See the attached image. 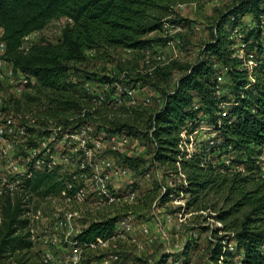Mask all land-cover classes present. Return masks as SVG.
<instances>
[{
  "label": "trees",
  "instance_id": "trees-1",
  "mask_svg": "<svg viewBox=\"0 0 264 264\" xmlns=\"http://www.w3.org/2000/svg\"><path fill=\"white\" fill-rule=\"evenodd\" d=\"M175 5V0H0V41L5 44L1 57L34 78L36 93L32 98L44 106L40 122L44 118L57 120L63 128L90 122L109 132L124 131L139 137L158 165L175 172L178 162L188 179L187 185L180 187L188 195L185 210L210 208L222 223L211 230V264H219L221 256L220 264H264V178L260 175V156L264 157V0H237L222 13L211 39L203 43L192 63L175 60L171 65L156 66L152 73L128 72L127 80L117 75L99 76L108 82L150 84L160 93L155 109L120 105L117 110L123 115L116 114L107 123L106 107L92 109L85 101L83 83L98 76L76 66L87 61V52H147L165 46L171 37L162 33L164 23L187 24L185 19L171 17ZM248 15L252 26L243 28L241 20ZM60 18L67 20L60 39L40 40L27 50L21 49L24 36ZM238 26L243 52L252 53L256 63L249 70L231 37L232 29ZM217 64L228 68L226 76L231 81L229 92L219 95L215 93ZM72 70L80 76L72 78ZM174 71L179 75L170 87ZM221 103L227 104L224 109ZM200 113L207 115L215 142L186 158L178 148L179 133L192 130ZM222 157H228L230 164ZM119 159L133 163L127 156ZM69 178L66 172L34 170L25 182V193L0 195V262L31 264L29 254L34 243L28 232L29 206L33 198L61 193ZM156 189L159 196L158 184ZM114 221H92L75 239L90 242L108 238ZM220 231L225 233L218 235ZM227 242L234 243V252L224 245ZM189 245L191 241L184 248L186 252L191 249ZM170 254H163L152 264H165Z\"/></svg>",
  "mask_w": 264,
  "mask_h": 264
},
{
  "label": "built area",
  "instance_id": "built-area-1",
  "mask_svg": "<svg viewBox=\"0 0 264 264\" xmlns=\"http://www.w3.org/2000/svg\"><path fill=\"white\" fill-rule=\"evenodd\" d=\"M172 27L180 29V25L165 22L162 31L163 35H166L167 33L164 32L171 30ZM232 32L238 43L237 46L240 47V55L244 54L247 60V67L252 69L256 65L254 56L252 53L243 52L242 33L239 27L232 29ZM27 38L28 35L23 38L21 45V49L23 50H27L31 45H24V40ZM180 43L179 38L174 39L171 37L165 46H177ZM4 50L5 44L3 41H0L1 85L5 81V85L9 86L12 90L13 96H18L24 91H30L35 82L34 78L16 69L11 62L2 58L1 55L4 53ZM216 66L218 70L215 93L219 95L223 92L221 86L225 80L228 68L218 64ZM108 76L112 77L113 75ZM97 77L94 79H97ZM92 79H87L83 83L86 93L85 101L92 106V109L102 106L106 107V109L117 108L120 105H126L122 104L124 100L128 101L127 106H134L136 101L133 93L138 82L135 85L131 84L133 85L132 87H128V84L117 81H102L98 78L102 81L105 88L114 87L113 91L110 88V91L113 92L110 96L105 91L96 93L92 86ZM143 101L144 103H149L150 99L145 98ZM226 105L225 103H221L220 107L224 109ZM5 106V100L0 94V111ZM194 107L197 108V105H194ZM198 117V123L195 124L192 130L183 129L179 133L178 148L186 158L190 157L194 152H198L202 146L208 147L215 142L212 126L206 119L207 115L200 113ZM16 119H19L20 122L16 123ZM188 125L190 126L191 123ZM92 126L96 128L95 136L90 141H82L80 146L76 147L78 149L75 148L78 156L81 157H77L79 163L75 171H66L63 169V162L66 160L63 155V139L65 136L73 137V134H68L57 120L44 118L42 123L38 118H31L28 115H15L11 111L3 117V121L0 123V163L4 162L6 166V172L0 173V195L3 193H10L11 195L25 193L27 191L25 182L31 177L34 170L44 172L55 171L58 174L66 172L70 176L66 183V189L57 195L42 199H48L52 203V217L50 220L44 217L40 209L34 211L32 203L29 206L30 210L27 212L30 239L33 243L40 241L46 246V251L41 255V264H51L53 262V254L48 247L57 244L61 239L71 244L69 252L75 260L74 264H76L78 257L87 249L108 248L111 246L113 250H109L110 252H119L117 243L128 239V234L134 230V214L132 212H121L119 209L137 203L138 190L131 183L138 181L139 177L135 172H131L130 168L119 158L120 156H130L131 149L138 145L140 138L129 135L124 131L109 132L104 126L96 127L90 122H84L74 127L69 125L68 127H71V130H76L77 128ZM207 133L208 136L204 137ZM18 144L20 147H18ZM20 151L22 152L21 154H19ZM102 151H108L109 154L100 157L99 153ZM86 158L94 161H85ZM203 161L205 163L206 159ZM222 161L230 164L228 157H222ZM260 161L262 169L264 166L263 156H260ZM146 166L147 170L140 176L145 179H150L153 176L156 180H160V173L157 169L155 170L154 166L157 168L158 166H162L155 163L149 153ZM176 167L175 172L162 167L166 174L173 175L177 181L170 180L167 186L159 185L160 195L154 199L152 206L154 208L158 206L161 196H164L165 200L177 197L174 200L180 205L174 215L178 222L176 228L179 229L182 224L181 222L185 221L191 215V212L186 211L184 208L188 195L184 194L180 188L187 185L188 179L178 162L176 163ZM86 206H89L90 209L112 208L114 210L111 215L108 214L109 218H115L110 237L105 239L98 237L95 241L90 242H82L75 239L89 223L97 221L86 212ZM89 211L91 212V210ZM174 215L166 214L164 221L171 223ZM36 224L44 225L39 234ZM47 224L49 225L45 227ZM159 229L160 236L167 238L162 226ZM142 231L147 233L148 227L144 225ZM224 245H227V248L233 251V242H227ZM221 260L222 256L218 260L219 264ZM0 264L4 263L0 262ZM135 264L142 263L136 261Z\"/></svg>",
  "mask_w": 264,
  "mask_h": 264
},
{
  "label": "rangeland",
  "instance_id": "rangeland-1",
  "mask_svg": "<svg viewBox=\"0 0 264 264\" xmlns=\"http://www.w3.org/2000/svg\"><path fill=\"white\" fill-rule=\"evenodd\" d=\"M175 1L176 5L173 7L171 17L185 19L187 24L185 26L180 25V29L172 27L171 30L164 33H167V35L174 39L179 38L181 41L179 45L157 47L147 52L123 51L121 49H100L87 52V61L76 66L89 73L94 72L98 74L97 79L91 80L96 93L105 91L110 96L113 94L110 91L111 87L105 88L102 81L98 79L101 75H117L127 80L125 74L128 72L141 71L143 74L152 73L154 66L171 65L175 60L180 63H192L196 61L203 43L211 39V33L216 20L222 13H225L227 9L234 5L237 0ZM66 22L67 20L64 18L51 20L42 30L29 34L28 38L24 40V45L27 46L40 40L56 42L60 39L62 27ZM241 26L243 28H250L252 26L249 15L242 18ZM226 29L229 30L230 26L228 25ZM231 37L235 40L233 32H231ZM235 45L237 46L238 43ZM244 65L249 70L246 63ZM121 68L124 70L121 71ZM178 75L179 73L177 71L173 72L169 81L170 87L173 86L175 78ZM79 76L77 72L71 71L72 78L76 79ZM2 84L0 85V94L6 102V106L0 111V123H2L3 117L11 111L15 115H28L31 118H39L44 113V106L39 105L32 98L36 93L33 86L30 91H24L18 96H13L12 90L9 86L5 85V81ZM230 84V78L225 75V80L221 86L222 91L228 93ZM127 86L132 87L133 85L128 84ZM133 95L136 101L134 106L136 107L145 106L149 109H155L159 104V91L148 83L143 84V82L139 81ZM145 98H149L150 102L144 103L143 100ZM127 102V100H124L122 104L127 105ZM112 110L115 112L105 110L106 118L109 121L107 123H110L116 114L123 115V111H118L116 107ZM19 122L20 120L16 119V123ZM71 129V127H67L65 131L68 134H73V137L65 136L63 139V155L66 158L63 162V169L66 171H75L79 163L77 158L79 157L78 152H76L75 148L79 147L82 141H90L96 133L94 126L81 127L76 130ZM207 136L208 133L204 137ZM18 147H20L19 144ZM131 151L130 156L127 157H130L133 163L125 164L130 168L131 172H135L139 177L138 181L131 183L138 190V201L135 204L122 207L119 210L134 214V230L128 234V239L117 243L119 252H110L109 250L112 249L111 246L108 248L87 249L78 257L76 264H135L139 260H145L149 264H152L163 256V254L168 253H171L170 255L172 256L165 261V264H211L208 256L209 248L214 241L211 230L222 225L220 221L216 220L213 210L210 208L189 210L188 212H191V215L185 221L181 222L182 224L179 229L176 228L178 222L174 214L180 205L174 200L177 197L160 201L156 208L152 206V203L157 197V184L167 186L170 180L177 181V179L171 174H166L160 166L158 168L154 166L155 170L157 169L160 173V180H156L153 176L150 179L142 178L140 176L141 173L143 170H147L148 147L140 139L138 145L133 147ZM21 153L20 151L19 154ZM108 154V151H102L99 153V156L103 157ZM85 161L94 160L86 158ZM5 167L4 162H1L0 173L6 172ZM232 169L234 170V165H232ZM260 175L264 178V166ZM32 202L34 211L40 209L47 220L51 219L52 203L48 199L33 198ZM221 205L222 203L220 201L219 206ZM86 208V212L90 214L89 216L97 221L108 219V214L111 215L114 211L112 208L90 209L89 206H86ZM166 214L174 215L171 223L164 221ZM144 225L148 227L147 233L142 231ZM160 226L164 229L167 238L160 236ZM36 227L38 228L39 234L41 233V228H44V225L36 224ZM223 233V231H220L218 235H222ZM189 241L192 242V245H189L191 249L186 252L184 248ZM48 248L53 254V262L51 264H74L75 260L69 252L71 244L68 241L61 239L57 244ZM44 251H46V246L40 241H36L30 251L29 255L31 260L29 262L31 264H41L40 259ZM235 255L237 256V252ZM4 264L9 263L5 262ZM10 264L14 263L10 262Z\"/></svg>",
  "mask_w": 264,
  "mask_h": 264
},
{
  "label": "crops",
  "instance_id": "crops-1",
  "mask_svg": "<svg viewBox=\"0 0 264 264\" xmlns=\"http://www.w3.org/2000/svg\"><path fill=\"white\" fill-rule=\"evenodd\" d=\"M1 30V29H0Z\"/></svg>",
  "mask_w": 264,
  "mask_h": 264
}]
</instances>
